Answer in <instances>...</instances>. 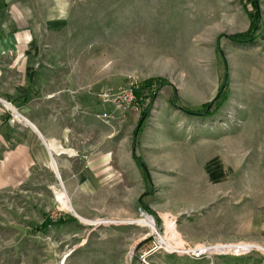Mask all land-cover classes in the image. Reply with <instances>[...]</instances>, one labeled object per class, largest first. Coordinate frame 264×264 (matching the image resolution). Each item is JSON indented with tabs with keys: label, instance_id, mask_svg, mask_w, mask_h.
Masks as SVG:
<instances>
[{
	"label": "rangeland",
	"instance_id": "obj_1",
	"mask_svg": "<svg viewBox=\"0 0 264 264\" xmlns=\"http://www.w3.org/2000/svg\"><path fill=\"white\" fill-rule=\"evenodd\" d=\"M258 6L254 43L236 45L228 36L250 26L243 0L5 5L34 39L36 72L44 58L60 70L35 79L31 94L45 82L76 88L85 102L130 83L163 86L143 116L137 101L104 122L95 115L108 108L92 102L98 148L84 138L83 174L69 176L76 189L62 190L51 169L0 192V264H264V0ZM224 80L226 101L204 115ZM60 218L67 223L33 230ZM218 245L242 249L183 254Z\"/></svg>",
	"mask_w": 264,
	"mask_h": 264
},
{
	"label": "crops",
	"instance_id": "obj_2",
	"mask_svg": "<svg viewBox=\"0 0 264 264\" xmlns=\"http://www.w3.org/2000/svg\"><path fill=\"white\" fill-rule=\"evenodd\" d=\"M11 1L0 0V192L18 190L33 181V176L48 174L51 169L59 174L62 190L76 189L69 176L83 174L84 138H91L86 149L98 148V121L93 119L97 109L87 112L98 100L91 93L85 104L76 88L51 87L45 82L36 93L29 92L35 79L61 75L49 58H44L49 66L36 72L34 39L27 36L29 30L14 26L5 7ZM16 96L20 102L14 100ZM5 105L14 109L13 114ZM12 116L17 117L13 123Z\"/></svg>",
	"mask_w": 264,
	"mask_h": 264
},
{
	"label": "trees",
	"instance_id": "obj_3",
	"mask_svg": "<svg viewBox=\"0 0 264 264\" xmlns=\"http://www.w3.org/2000/svg\"><path fill=\"white\" fill-rule=\"evenodd\" d=\"M243 6L245 9V12L250 20V26H249V30L245 33H239L236 35H232V36H228V39L231 43L233 44H239V45H243V44H247V43H254L255 39H256V35L255 32L258 29L257 23L260 20V10H259V6H258V0H243ZM225 78V77H224ZM226 79V78H225ZM169 85V84H167ZM163 85H158L157 89L159 90ZM144 87L147 88L145 89L146 91L149 90L151 91V88L149 86V84L146 86H138L135 85L133 87L134 93L136 95L137 101L140 105L141 108V114L143 115H147V112L150 109V104L151 101L153 100L154 96H155V92H157V89L151 91V94H149L148 96L144 97L141 96L140 92L142 90H144ZM227 87L226 81L224 80V82L222 83V85L220 86V88L218 89V92L215 96V98L203 105L201 108L203 110L204 115H210L209 110L215 106V110H218L223 103L226 101L227 99V95L228 93L225 91ZM147 105H145V103H147ZM184 113L186 114H193L191 113V111L186 110V109H181ZM193 115H199V114H193ZM134 151V150H133ZM133 157H134V153H133ZM135 160L139 163L140 161L135 157ZM67 220H65L64 218H60L56 221H50V220H45L41 226H34L33 230L36 232H40V231H44L46 230L48 227L50 226H61L66 224ZM72 221V220H71Z\"/></svg>",
	"mask_w": 264,
	"mask_h": 264
},
{
	"label": "built area",
	"instance_id": "obj_4",
	"mask_svg": "<svg viewBox=\"0 0 264 264\" xmlns=\"http://www.w3.org/2000/svg\"><path fill=\"white\" fill-rule=\"evenodd\" d=\"M136 84L130 83L124 87L118 89H104L98 93H95V97L98 102H101L105 107L108 108V111L98 115L102 121L110 122L125 117L128 111L135 109L137 107V100L133 90V87ZM6 110H11L13 114L14 109L8 105H5ZM17 120V117L12 116L10 121L13 123ZM241 250V247H226V246H210L205 248H193L183 251L184 255L190 257H199L204 254L214 253L215 255H226L234 254L238 255V251Z\"/></svg>",
	"mask_w": 264,
	"mask_h": 264
},
{
	"label": "water",
	"instance_id": "obj_5",
	"mask_svg": "<svg viewBox=\"0 0 264 264\" xmlns=\"http://www.w3.org/2000/svg\"><path fill=\"white\" fill-rule=\"evenodd\" d=\"M146 216H148V215H146ZM148 217H150L151 218V216H148ZM152 219V218H151ZM152 222H153V220H152ZM154 223V222H153Z\"/></svg>",
	"mask_w": 264,
	"mask_h": 264
},
{
	"label": "bare ground",
	"instance_id": "obj_6",
	"mask_svg": "<svg viewBox=\"0 0 264 264\" xmlns=\"http://www.w3.org/2000/svg\"><path fill=\"white\" fill-rule=\"evenodd\" d=\"M21 118H22V117H21ZM21 118H20V119H21ZM23 120H24V119H23ZM145 217H148V216H145ZM247 248H248V247H247ZM241 249H242V248H241Z\"/></svg>",
	"mask_w": 264,
	"mask_h": 264
}]
</instances>
